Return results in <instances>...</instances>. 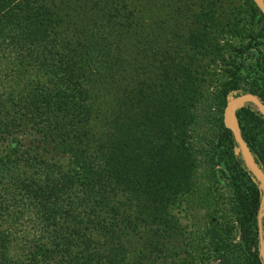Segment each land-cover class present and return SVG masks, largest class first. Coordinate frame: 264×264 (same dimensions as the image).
I'll use <instances>...</instances> for the list:
<instances>
[{
    "label": "trees",
    "instance_id": "trees-1",
    "mask_svg": "<svg viewBox=\"0 0 264 264\" xmlns=\"http://www.w3.org/2000/svg\"><path fill=\"white\" fill-rule=\"evenodd\" d=\"M253 10L245 29L238 0H0V264H264L261 192L221 123L233 95L264 104ZM216 65L230 200L193 236L178 214L202 199L191 141ZM234 117L264 173L263 117Z\"/></svg>",
    "mask_w": 264,
    "mask_h": 264
},
{
    "label": "rangeland",
    "instance_id": "rangeland-1",
    "mask_svg": "<svg viewBox=\"0 0 264 264\" xmlns=\"http://www.w3.org/2000/svg\"><path fill=\"white\" fill-rule=\"evenodd\" d=\"M238 1L243 5L244 9L240 25H243L245 29H249L256 21V13L253 10V8L256 9V7L250 0ZM262 2L264 3V1ZM226 41L230 44V46H237L246 42L244 37H230L227 38ZM230 46L227 44V50L230 49ZM225 71L226 66L223 65H216L215 67L212 66L210 68L209 86L205 91L204 101L201 102L196 109L198 122L194 132V139L191 142L194 146V152L197 161V181L198 185L204 189V195L202 194L201 196L202 199L199 203V206L193 208H185L186 206H182L181 212L178 214L181 224L185 225L193 236H199L200 233L205 230L208 219L213 217L214 213H217L216 211L221 209L224 211L225 207L228 206V200H230V195L226 188L225 182L219 178H216L213 174V169L211 166L212 148L210 143L215 139L218 130L210 121L211 118L208 116L212 110V98L216 95L219 85L223 82L224 78H226ZM207 189H209V191H207ZM214 217L217 216L215 215ZM260 218L262 220H259L258 233L261 239V254L264 258V220L262 214L260 215ZM233 238L234 241L238 240L237 231H234Z\"/></svg>",
    "mask_w": 264,
    "mask_h": 264
},
{
    "label": "water",
    "instance_id": "water-1",
    "mask_svg": "<svg viewBox=\"0 0 264 264\" xmlns=\"http://www.w3.org/2000/svg\"><path fill=\"white\" fill-rule=\"evenodd\" d=\"M257 10L264 16V3L262 0H251ZM244 104L252 105L258 113L264 118V104L259 101L258 98L251 94H239L229 98L223 107L222 115H221V123L224 129L230 131L232 134V138L235 141L238 151L243 158L246 166L248 167L249 171L253 175L255 181L258 183L259 190L261 192V207L260 211L263 216L264 220V173L261 171L257 163L254 161L252 155L250 154L249 150L247 149L245 143L243 142L242 138L239 135L236 120L234 117V111L240 108ZM231 116L235 120V125H231L230 119ZM260 255L261 254V247H260ZM262 261L264 262L263 258Z\"/></svg>",
    "mask_w": 264,
    "mask_h": 264
},
{
    "label": "bare ground",
    "instance_id": "bare-ground-1",
    "mask_svg": "<svg viewBox=\"0 0 264 264\" xmlns=\"http://www.w3.org/2000/svg\"><path fill=\"white\" fill-rule=\"evenodd\" d=\"M262 1H264V0H262ZM235 120H234V118L231 116V119H230V123H231V125H235ZM263 253H264V248H263ZM263 258V257H262ZM263 260H264V258H263Z\"/></svg>",
    "mask_w": 264,
    "mask_h": 264
}]
</instances>
